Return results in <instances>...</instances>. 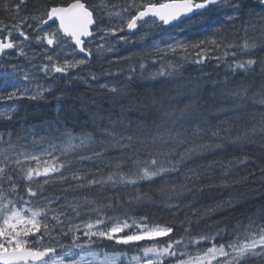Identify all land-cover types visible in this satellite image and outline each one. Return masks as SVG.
<instances>
[{
  "label": "snow or ice",
  "instance_id": "snow-or-ice-1",
  "mask_svg": "<svg viewBox=\"0 0 264 264\" xmlns=\"http://www.w3.org/2000/svg\"><path fill=\"white\" fill-rule=\"evenodd\" d=\"M38 2L44 6L29 10V0H0V12L12 21L0 20V58L12 51L26 56L25 48L33 45L44 53L31 58L30 63L41 61L34 72L19 75L21 70L13 67L0 82V101L44 99L52 89L38 82L30 87L39 79L36 73L44 78L70 76L90 62L93 49L100 55L114 52L117 43L113 38L127 43L126 37L118 34L137 30L149 21L156 27L173 26L189 14L227 6L232 13L226 20L235 24L241 20L243 7L242 0H125L123 5L112 0L93 4L87 0ZM254 3L259 10H250L240 37L219 36L222 29H218L192 44L170 38L163 48L156 45L155 53L147 54L153 56L151 64L141 55L140 77L154 87L173 85L183 78L185 63L201 65L215 59L219 65L229 58L228 69L233 74L253 73L259 64L264 75V59L254 56L264 47V0ZM253 13L255 20L251 18ZM249 30L259 32L260 38L250 36ZM150 67L155 70L149 71ZM136 73L134 66L127 79H134ZM91 79L95 80V75ZM251 87L245 84L235 90L222 89L221 96L230 99L232 106H221L215 113L225 117L251 108L253 123L242 134L233 135L226 118L215 124L200 119L203 104L199 84L188 90L185 85H176L171 94L163 89V94L153 93L148 106L155 117L138 120L131 131V121L93 113L99 136L88 131L76 133L58 126L59 121L29 126L15 138L11 131L0 132V264H264V208L257 209L247 222L237 221L231 228L217 225L214 230L197 231L195 235L194 224L198 228L202 218L232 206L233 201L209 206L203 209V216L200 209L185 212L184 219L176 224L154 220L147 214L119 212L130 205L159 206L175 219L182 207H192L181 206L180 199L186 192L202 193L203 180L213 171L212 164H189L228 145L251 144L256 137L264 139V81L249 96ZM101 88L118 91L114 85L102 84ZM18 107H5L0 119H11ZM105 120L107 124L101 127ZM250 162L245 157L222 164L219 186L228 187L234 168ZM260 172L264 174V168ZM156 184L160 199L152 194ZM57 185L59 191L49 193V188ZM94 189H112L114 195L100 198L86 194ZM121 190L128 195L122 198ZM177 230H182V235L174 238ZM106 241L124 248L109 249ZM141 242L150 243L142 246Z\"/></svg>",
  "mask_w": 264,
  "mask_h": 264
},
{
  "label": "trees",
  "instance_id": "trees-1",
  "mask_svg": "<svg viewBox=\"0 0 264 264\" xmlns=\"http://www.w3.org/2000/svg\"><path fill=\"white\" fill-rule=\"evenodd\" d=\"M99 0H87L89 4L96 3ZM51 4H60L64 0H47ZM241 10L245 11L251 9L254 3H250L246 6L244 2ZM43 3H39L38 0H29L28 9L31 10L36 7H43ZM255 7L257 5L255 4ZM231 14L227 11H214L205 18L197 17L194 26L187 24L177 25L180 28L186 27V29L179 34L180 37L186 38L188 41H199L210 36L213 32L218 29H222L217 34L219 36L227 35L229 39L238 38L243 33V21L246 19L244 12L241 13V20L235 24L226 22L225 16ZM222 17V18H221ZM253 20L254 18L251 17ZM0 20L5 23H10L11 18L0 12ZM223 21V22H222ZM226 24V25H224ZM253 36L260 38L259 36ZM219 55H223L220 53ZM15 56V55H14ZM254 56L257 60L264 59V47L256 50ZM248 58V57H241ZM14 62V59H11ZM148 63V62H147ZM151 63V62H150ZM231 63V58L227 62H218L214 59L208 63L201 65H188L182 69L183 78L177 79L173 85H156L155 87L146 82L140 77L138 65L136 62L137 73L135 78L132 80L127 79L128 76H122V74L116 75V87L117 92L113 93L110 91L98 90L90 88L86 85L80 86L78 81H70L62 85V88L52 94L49 93L44 99L30 100L20 99L15 102L5 100V107L16 104L19 105L16 112L13 114L11 119H0V132L7 133L11 131L13 138L17 134L21 133L23 129L29 126H40L45 122L59 121L60 125L68 129L74 130L76 127L79 129L74 132L79 133L81 131L93 132L99 136V131L94 126L92 120L93 113H102L104 116H111L113 119H120L121 117L125 122L131 121L132 128L134 130L138 120L151 121L155 117V113L148 106L153 93L171 94V88L176 85H185L186 90L194 87L196 84L200 85L199 96L203 108L200 109L199 116L202 121L215 124L219 119H227L228 125L233 129V135L237 133L242 134L245 128H250L253 123L252 110L249 108L247 111H241L239 113H229L225 117H217L215 115L216 109L221 106L230 108L232 101L224 100L221 96V90L226 91L235 90L237 86L251 84L252 87L249 90L248 95L251 96L253 92H256L259 88L261 81H264V75L260 72V66L257 64L256 71L250 74H244L243 72H237L233 74L228 69V64ZM9 63L3 68L9 70ZM149 64V63H148ZM155 69L149 68V71ZM147 75V73H145ZM1 81V78H0ZM7 91V90H6ZM5 91V94H6ZM68 92V94L65 93ZM215 91L216 95L213 96ZM65 94L62 96L61 93ZM70 92V93H69ZM1 102V101H0ZM7 103V104H6ZM245 103H249L245 101ZM9 104V105H8ZM259 107V106H257ZM258 119V117H257ZM107 124V120L103 122L101 127ZM39 130V129H38ZM43 135L42 132L39 133ZM31 139V137H29ZM245 157L248 158L250 163L245 165H237L232 171V177L228 181V187H221L220 185V170L221 165H227L229 161L236 160L237 158L243 160ZM87 166H91V162L85 161ZM208 164L213 165V171L204 178L203 184L205 185L204 191L186 192L180 199L179 203L181 206L191 204V208L182 210L180 214L173 219L168 211L162 207L146 206L137 207L135 205L125 206L119 209L120 213L127 212L129 215L135 214L136 216L149 215L154 220H160L162 222H172L174 224L184 219V213H192L196 209H200V215L203 216V209L209 206H215L218 203L232 200L233 205L225 207L222 211L217 212L210 218L204 217L201 219L199 227L196 228L193 225V234L197 231L205 232L214 230L218 225L221 228L233 227L237 221L247 222V218L256 213L257 209L264 208V174L260 172L261 168H264V139L260 137L255 138V142L246 145H228L224 150H216L210 154L205 155L202 159H197L193 163L189 164L188 167H196L199 165L207 166ZM254 173V175H250ZM239 181L233 183V181ZM207 185H215L208 187ZM159 184L152 186V194L160 199L155 189ZM199 187V186H198ZM144 190L147 191V185L143 186ZM49 193H55L59 191V185L55 188H49ZM89 196H96L103 198L105 196L114 195L112 189L107 191H101L100 189H94L92 192L86 193ZM119 195L123 198L128 193L120 191ZM195 220V217H193ZM209 226H212L210 229ZM182 235V230H177L174 238H179ZM167 240V238H163ZM64 243H70V240H65ZM150 242H141L143 246ZM105 246L109 249L115 247L123 250L124 246H114L111 242H105ZM205 247L210 245H204ZM134 252L135 249L130 250Z\"/></svg>",
  "mask_w": 264,
  "mask_h": 264
},
{
  "label": "rangeland",
  "instance_id": "rangeland-1",
  "mask_svg": "<svg viewBox=\"0 0 264 264\" xmlns=\"http://www.w3.org/2000/svg\"><path fill=\"white\" fill-rule=\"evenodd\" d=\"M97 1L96 3H98ZM246 6H249L250 3H254V0H242ZM112 3H119L123 5L125 0H112ZM222 7V8H221ZM251 9H257L255 7V3ZM214 10H222V9H231L227 6H220L214 7ZM251 9H247L245 11L241 10V13L244 12V16L246 19L249 18V12ZM258 10V9H257ZM232 13V9H231ZM254 20L256 19L254 13L252 16ZM196 22V21H195ZM195 22L190 23L184 21V24L190 25L191 27L195 25ZM186 27L180 28L179 26L173 27H165L160 26L156 27L153 26L151 21L148 24L142 25L137 29V31L133 33H129L127 30L123 33H119L118 35H123L126 37L127 43L121 42L118 40V37L113 38L114 41L117 43V49L114 52H105L103 55L95 54L94 51V58L92 62L88 63L87 65L81 66L80 68L73 70L70 77L66 80H63V84L66 85L67 81H78L80 86L84 87V85L98 90L108 91L107 88H101L102 84H108L109 86H113L116 83L115 76L122 74V76H127L129 74V70L136 66V62L141 61V55L144 54V62H148L151 64V60L153 59L152 55H147L148 53H155V46L159 45L163 48L167 43L171 42V39H175L178 41H184L188 44L195 43V41H188L184 37H180L179 34L185 30ZM252 30H249V35H257L258 33H254ZM260 35V34H259ZM171 38V39H170ZM35 50V52H34ZM26 56H17L15 51L10 52V54L5 55L4 57L0 58V78L2 82L8 73L12 72L13 67L21 70L19 75H23V71H35V66L38 65L41 61L36 59L33 63H30L31 58L35 54L36 57L42 56L44 53L42 50L36 49V46L33 45L31 48H25ZM220 54V53H219ZM15 55V56H14ZM14 59V62H11ZM119 59H127L126 62L121 63ZM194 60L195 57L192 56ZM133 60V63L130 61ZM214 59H208L204 63H208ZM11 64L9 70H5L3 66ZM195 63H185L184 66L194 65ZM156 67H159L157 64ZM155 69V68H152ZM38 80H34L29 86L35 87V84L38 82L45 87H47L48 83L51 80V77L44 78L42 74L36 73ZM92 75H95L96 79L92 80ZM79 77V78H74ZM20 83H24L20 81ZM50 88L53 87V82L51 83ZM0 111H3L5 108L4 103L0 102ZM7 107V106H6Z\"/></svg>",
  "mask_w": 264,
  "mask_h": 264
},
{
  "label": "bare ground",
  "instance_id": "bare-ground-1",
  "mask_svg": "<svg viewBox=\"0 0 264 264\" xmlns=\"http://www.w3.org/2000/svg\"><path fill=\"white\" fill-rule=\"evenodd\" d=\"M214 7H210L208 10H201V12L199 13V14H189V16H187V17H183L179 22H176V23H174V25L173 26H177V25H180V24H182L184 21H186V22H188V23H190V24H192V22H194V21H197L196 20V18L197 17H202V18H205L206 16H208L209 14H211L212 12H214V11H216V10H214L213 9ZM222 8V7H221ZM258 9V8H257ZM259 10V9H258ZM217 11H222V12H224V11H227V12H231V9H222V10H217ZM222 18V17H221ZM225 18H226V16H225ZM226 20V19H225ZM223 22V21H222ZM226 22H228V21H226ZM224 25H226V24H224ZM173 26H167V27H173ZM136 30H133L132 32H129V33H133V32H135ZM184 31V30H183ZM252 32V31H251ZM254 33H256V32H254ZM258 33V32H257ZM256 33V34H257ZM255 35V34H254ZM256 36V35H255ZM258 36H259V33H258ZM258 39V38H257ZM130 63H133V60L132 61H130ZM139 63V62H138ZM195 66V65H194ZM128 76V75H127ZM62 85H63V80H62V82H61V84L60 85H58L57 86V89H61L62 88ZM64 93V92H63ZM65 93L66 94H68V92L67 91H65ZM70 93V92H69Z\"/></svg>",
  "mask_w": 264,
  "mask_h": 264
},
{
  "label": "flooded vegetation",
  "instance_id": "flooded-vegetation-1",
  "mask_svg": "<svg viewBox=\"0 0 264 264\" xmlns=\"http://www.w3.org/2000/svg\"><path fill=\"white\" fill-rule=\"evenodd\" d=\"M128 75H129V74H128ZM58 78H59V80H58ZM62 80H63V79H61V78H60V76H58V74H57V77H56L55 84H58V85H60V84H61V82H62Z\"/></svg>",
  "mask_w": 264,
  "mask_h": 264
}]
</instances>
